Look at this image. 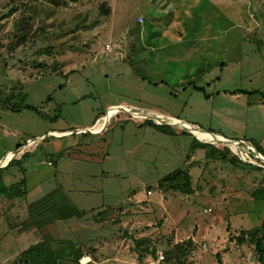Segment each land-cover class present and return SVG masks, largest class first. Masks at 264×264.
<instances>
[{
	"label": "rangeland",
	"instance_id": "rangeland-1",
	"mask_svg": "<svg viewBox=\"0 0 264 264\" xmlns=\"http://www.w3.org/2000/svg\"><path fill=\"white\" fill-rule=\"evenodd\" d=\"M240 90L264 93V0H0V160L27 150L0 169V187L12 188L0 189V264H20L44 240L64 264H179L164 252L189 238L197 245L183 264H219L217 254L224 264H259L254 246L236 245L264 223V202L251 196L264 187L255 148L257 164L229 142L203 143L128 112L101 134L79 133L122 108L258 144L264 107L248 105L263 99L226 94ZM26 106L41 114L11 111ZM179 169L193 194L159 188ZM23 181L22 194L12 185ZM51 192L58 206L89 213L19 236L27 206Z\"/></svg>",
	"mask_w": 264,
	"mask_h": 264
},
{
	"label": "trees",
	"instance_id": "trees-1",
	"mask_svg": "<svg viewBox=\"0 0 264 264\" xmlns=\"http://www.w3.org/2000/svg\"><path fill=\"white\" fill-rule=\"evenodd\" d=\"M24 1V0H20ZM53 2L59 4V3H64V2H69V3H78L79 1L82 0H52ZM196 91L203 93V90L196 87L194 85L193 87ZM233 94H245V95H253L257 94L260 95L264 101V93L261 91H253V92H248V91H234L232 92ZM207 97V96H206ZM32 110L36 111L38 114H41L35 107L32 106H26L25 108H11L12 112H21L22 110ZM152 127H154L157 131L162 132V133H169V135H172L170 131H168L164 127H158L156 125H153L152 123H149ZM257 151L260 152L264 156V151L261 147L257 146L254 144ZM21 146H18L20 148ZM214 151L219 152L215 148L213 149ZM223 151H228L227 149H224ZM224 155V156H223ZM220 156L222 160H227L228 158L225 156V154H222L220 152ZM25 157V156H24ZM230 163L234 165H239L241 162L237 160V158H231L229 159ZM15 161L11 162L8 167L12 166V164ZM192 176L179 169L175 171L174 173L163 177L159 181V188L163 191L167 190H177L180 191L184 194L191 195L194 193L193 187H192ZM16 188H20L19 186H12ZM10 189V190H8ZM5 188L2 189L3 192L6 191L9 193L10 191L12 192V188ZM21 189V188H20ZM9 191V192H8ZM18 191V190H17ZM1 194V193H0ZM10 194V193H9ZM56 193L52 192L50 193L49 196H46L40 200H37L35 203H32L29 206V217L27 218L26 221H24L20 226H19V232L24 234L28 233L31 230L30 229H35V231L41 235L42 231L46 228H50L49 226L56 225L57 223L61 221H68L70 219L78 218L82 219L85 217L89 212L84 211V210H78L76 208H72L69 206L61 207L58 206L59 203L56 200V197L54 196ZM12 196V195H10ZM251 196L253 199L257 201H262L264 202V187H260L259 189L256 188L251 193ZM94 212V211H92ZM161 224V223H160ZM161 226V225H160ZM241 234L243 235L241 238H239L236 241L237 246H242L246 243H249L250 245L254 246L255 248V254L258 259L259 264H264V223L262 224L261 229H254L252 231H242ZM246 235H249V239L247 240L244 238ZM149 243L150 240L146 239L140 242L142 245L145 243ZM170 242V241H169ZM167 243L168 245L170 243ZM139 245L138 247H140ZM173 246L171 249H166L164 254H165V261L169 263L171 260H176L179 264H183L187 256L192 252L193 248L196 247L195 242L193 239L189 238L188 240L177 243V244H172ZM73 248H75L73 246ZM83 250L79 251L78 256H83L85 252ZM143 252H148V248H146ZM151 253L155 256V259H157V254L156 250L153 248L151 250ZM149 255V254H148ZM217 259L219 261V264H224L221 258L220 254H217ZM20 264H64V258H61L52 248L51 244L46 240L37 243L27 250H25L21 254L20 258Z\"/></svg>",
	"mask_w": 264,
	"mask_h": 264
},
{
	"label": "bare ground",
	"instance_id": "bare-ground-1",
	"mask_svg": "<svg viewBox=\"0 0 264 264\" xmlns=\"http://www.w3.org/2000/svg\"><path fill=\"white\" fill-rule=\"evenodd\" d=\"M118 112H128L129 114L134 115V116H145L148 119L154 120L156 123H159V124H167L166 121H169L168 125H173V126L176 125V126H179V127L183 128V129L189 130L195 136H197L198 139H200V141L203 142V143H214V142H220V141L224 142V140L222 138L218 137V136L208 134L207 132H204V131H202L201 129H199L197 127H188L187 125L181 123V121L179 122V121H177L175 119H172V118H169V117H163V116H160V115H158L156 113H153V112H142V113L139 114V113H137V112H135L133 110L122 109V108L116 109L115 111H113V113L110 116L104 118L103 122L98 124L96 129L104 127L105 124H107L110 121L112 115L115 114V113H118ZM36 143H37L36 141H32L30 146H33ZM230 143H231V146L234 149V151L236 153H238L241 157L247 158V159L251 160L253 163L257 164L251 158H249V153H248L247 149H243L242 147H240L235 142H230ZM239 144H241V143H239ZM262 158L263 157L261 156V159ZM7 161H8V158L3 160L2 164H5Z\"/></svg>",
	"mask_w": 264,
	"mask_h": 264
},
{
	"label": "crops",
	"instance_id": "crops-1",
	"mask_svg": "<svg viewBox=\"0 0 264 264\" xmlns=\"http://www.w3.org/2000/svg\"><path fill=\"white\" fill-rule=\"evenodd\" d=\"M140 15H142V14H140ZM144 24H145V22H144ZM143 80H146V78L144 77L143 78ZM256 91H258V90H256ZM233 91H230V92H226V94L227 93H232ZM248 92H253V91H248ZM262 92V91H261ZM220 95V94H219ZM244 95V94H243ZM253 95H257V94H253ZM263 107H264V101L263 100H261V101H254V103H250L249 105H248V110L250 109V110H253L252 112H254V111H256V110H259V109H263ZM138 111V110H137ZM241 111V110H240ZM142 112H145V111H138L137 113H142ZM244 112H245V114L247 113H249V111H245L244 110ZM109 113H107V115H108ZM106 115V116H107ZM131 116V115H130ZM105 117V116H104ZM104 117L102 118V120L104 119ZM135 117V116H134ZM136 117H139V118H141L140 116H136ZM172 118V117H171ZM141 119H144V118H141ZM173 119H175V118H173ZM102 120H99V122L100 121H102ZM145 120H147V119H145ZM148 120H151V119H148ZM175 120H177V121H181V120H178V119H175ZM99 122L96 124V126H94V127H92V128H90V129H88V130H85V129H81V130H79V133H85V132H91L92 134H95V135H98V134H101L105 129H106V127H107V124H105V126L104 127H101V128H98V129H96V127L98 126V124H99ZM261 122V121H260ZM181 123H184L185 125H187L188 127H196V126H193V125H191V124H188V123H186V122H183V121H181ZM159 124V123H158ZM161 125H165V124H161ZM171 126H173V125H171ZM173 127H179V126H176V125H174ZM180 128V127H179ZM197 128H199V127H197ZM182 129V128H181ZM200 129V128H199ZM263 129H264V126H261V130H262V132H261V135L258 137L259 138V142H258V144L257 143H251L254 139H250L251 141H245V142H247L249 145H251L253 148H255L256 149V147H255V145L254 144H256L257 146H259V147H261L262 149H263V151H264V146H262V145H260L261 143H264V131H263ZM186 130V129H185ZM189 131V130H188ZM203 131V130H202ZM205 132V131H204ZM192 133V132H191ZM71 133H58V132H56V133H52L50 136H59V137H63V136H69ZM193 134V133H192ZM208 134H211V135H215V136H218V137H220V138H222L224 141H226V142H235V141H232V140H228V139H225L224 137H222L221 135H217V134H212V133H208ZM194 135V134H193ZM256 138V137H255ZM41 139H37V140H34V141H36V142H39ZM199 140V139H198ZM200 141V140H199ZM201 142V141H200ZM236 144H238V142H235ZM239 145V144H238ZM257 150V149H256ZM12 152H14V151H12ZM35 152H37V151H35ZM10 153V152H9ZM30 153H33V152H30ZM7 155V154H6ZM24 158H22L21 160H15V162H21L22 160H23ZM9 168V167H8ZM25 181V180H24ZM24 181L23 182H21V183H19V187L22 189V188H26V186L24 185ZM257 184V183H256ZM13 186V185H12ZM6 187L5 186H3V187H0V189H5ZM20 189V190H21ZM22 191V190H21ZM23 193H26V191H22V194ZM52 193V192H51ZM22 197H24V195H21L19 198H22ZM15 198H18V196L17 197H15ZM25 199V198H24ZM27 208H29V206H27ZM27 220V219H26ZM26 220H24V221H26ZM23 221V222H24ZM23 222H21V224L23 223ZM21 224H19L17 227H15V228H17L18 230H19V226L21 225ZM16 229V230H17ZM15 231V230H14ZM18 234H19V236H20V232H18ZM24 234H26V233H24ZM21 235H22V233H21ZM195 241V240H194ZM89 258V257H88ZM91 259V258H90Z\"/></svg>",
	"mask_w": 264,
	"mask_h": 264
},
{
	"label": "built area",
	"instance_id": "built-area-1",
	"mask_svg": "<svg viewBox=\"0 0 264 264\" xmlns=\"http://www.w3.org/2000/svg\"><path fill=\"white\" fill-rule=\"evenodd\" d=\"M138 22H139L140 24H144V18H142V17H138ZM106 48L108 49L109 52H112V51H113V49H112V47H111L110 45H106ZM31 142H32V141H30L29 144H31ZM240 143L243 144V145H245V147H247L246 149L248 150L249 158H251V157H250V154H251V153H256L255 149H254L251 145H249L247 142L241 141ZM29 144H28V145H29ZM243 149H245V148L243 147ZM26 151H27V150H24V147H23V148H21V149H19V150H16V151H14V152L7 153V155H5V156L0 160V169H6V168L9 166V164H10L11 162H13V161H15L16 159L20 158V157H21ZM256 154H257V153H256ZM7 158H8V161H7L5 164H2L3 160H5V159H7ZM262 164H263L262 167H264V160H263V159H262ZM259 165H260V164H259ZM260 167H261V166H260ZM203 248L205 249L206 246L204 245ZM162 259H163V257H160V260H162ZM83 260H85V258H83ZM80 262H81V261H80ZM81 263H82V262H81ZM85 264H89V262H86Z\"/></svg>",
	"mask_w": 264,
	"mask_h": 264
},
{
	"label": "clouds",
	"instance_id": "clouds-1",
	"mask_svg": "<svg viewBox=\"0 0 264 264\" xmlns=\"http://www.w3.org/2000/svg\"><path fill=\"white\" fill-rule=\"evenodd\" d=\"M8 168V167H7Z\"/></svg>",
	"mask_w": 264,
	"mask_h": 264
}]
</instances>
